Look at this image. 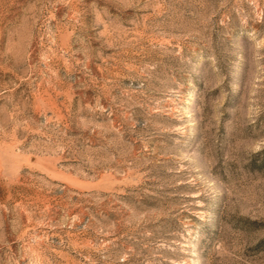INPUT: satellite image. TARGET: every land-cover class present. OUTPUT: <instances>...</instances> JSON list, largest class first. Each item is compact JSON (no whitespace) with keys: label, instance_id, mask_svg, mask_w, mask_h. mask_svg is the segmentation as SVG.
<instances>
[{"label":"rangeland","instance_id":"374dc122","mask_svg":"<svg viewBox=\"0 0 264 264\" xmlns=\"http://www.w3.org/2000/svg\"><path fill=\"white\" fill-rule=\"evenodd\" d=\"M0 264H264V0H0Z\"/></svg>","mask_w":264,"mask_h":264}]
</instances>
